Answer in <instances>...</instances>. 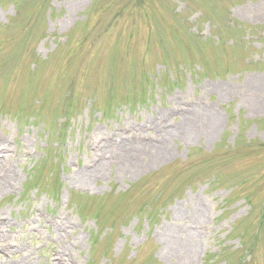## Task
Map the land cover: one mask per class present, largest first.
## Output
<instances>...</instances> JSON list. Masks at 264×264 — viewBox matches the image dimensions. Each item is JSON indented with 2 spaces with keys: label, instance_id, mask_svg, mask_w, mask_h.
<instances>
[{
  "label": "rangeland",
  "instance_id": "obj_1",
  "mask_svg": "<svg viewBox=\"0 0 264 264\" xmlns=\"http://www.w3.org/2000/svg\"><path fill=\"white\" fill-rule=\"evenodd\" d=\"M7 147L3 264H264V0H0Z\"/></svg>",
  "mask_w": 264,
  "mask_h": 264
},
{
  "label": "bare ground",
  "instance_id": "obj_2",
  "mask_svg": "<svg viewBox=\"0 0 264 264\" xmlns=\"http://www.w3.org/2000/svg\"><path fill=\"white\" fill-rule=\"evenodd\" d=\"M193 114L194 115L198 114V116L201 114V116L205 120H207L208 122L206 124L201 125L202 128L201 127L196 128L190 122L195 121L196 123H201V118H199V117L196 118L195 116L191 117V116H188V114L182 113L181 116L186 120V124L184 126H182L183 127V131L181 132L182 134L185 133V134H187V136L190 134H195V135H199V136L202 134L209 135L210 132L214 129V127H216L215 123L218 119V113L216 110H214V109L210 110V115L208 114V116H209L208 119H207V110L202 108V107L195 108V112H193ZM165 132L167 134H172L170 129H166ZM170 142H171V139H168V143L162 148L163 150L161 149L162 155L165 152H169ZM135 143H137V142L136 141H133V142L125 141V142H122V145H120V147L117 149H119V151H121V149H123L126 146L125 148H128L129 151L133 150V151H136L137 153H140L142 150H140ZM144 145L150 146L149 149H152V150L156 149L157 150V148L152 146V145H149V144H144ZM153 148H155V149H153ZM116 158H117V155H116ZM112 162H115V159H112ZM112 162L109 161V163H111V164H112ZM101 165H102V161L97 163V164H94L93 167L89 170L78 172V174H77V178L79 179L78 181H80V182L84 181L85 176H87V175H95L97 172H99L103 168ZM119 165H121V164H119ZM121 168L124 169L123 167H121ZM0 170H3L6 174L12 173V175L15 176L13 169L8 167L6 163H2L1 161H0ZM130 171H131V168H130ZM77 178L75 177L73 181H75ZM13 184H14V182L12 183L11 180L9 182L8 180L5 181V180H3V178H1L0 179V194L3 192L9 191L11 188H13ZM203 212L204 211H202V209L199 208L198 205L196 207H194V209L192 210V213L196 214V215L202 214ZM199 232L200 231H198L197 229H194V230L188 229L187 231H183L182 233L178 232V233H176V235L169 234L167 242L163 241V243H162V245L164 244L163 248H165L170 255L176 256L178 259H181V260H184L186 258V260L188 259V262H187L188 264H194V262H195L194 259L191 260V258L193 257L192 254H193V251L195 248V244L197 243L194 237H195V234H198ZM1 235L4 236L5 234L4 235L1 234ZM61 252H62V254L66 253L64 250H61ZM161 253L164 255V253H166V252L161 251ZM57 255H59V254H57ZM64 257L65 258H63V259L65 261L68 260L67 258H70V259L73 258V257H70L69 255H66ZM74 260L75 259H73V261Z\"/></svg>",
  "mask_w": 264,
  "mask_h": 264
}]
</instances>
